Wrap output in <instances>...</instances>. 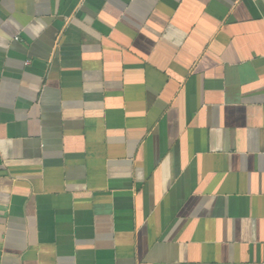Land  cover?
Listing matches in <instances>:
<instances>
[{
	"label": "crops",
	"instance_id": "crops-1",
	"mask_svg": "<svg viewBox=\"0 0 264 264\" xmlns=\"http://www.w3.org/2000/svg\"><path fill=\"white\" fill-rule=\"evenodd\" d=\"M0 264H264V0H0Z\"/></svg>",
	"mask_w": 264,
	"mask_h": 264
}]
</instances>
